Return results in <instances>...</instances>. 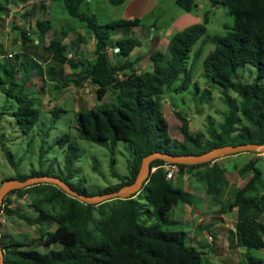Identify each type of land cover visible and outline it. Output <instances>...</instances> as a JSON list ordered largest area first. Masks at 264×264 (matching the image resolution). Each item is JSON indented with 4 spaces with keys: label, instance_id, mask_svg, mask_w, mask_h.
Here are the masks:
<instances>
[{
    "label": "trees",
    "instance_id": "16d2710c",
    "mask_svg": "<svg viewBox=\"0 0 264 264\" xmlns=\"http://www.w3.org/2000/svg\"><path fill=\"white\" fill-rule=\"evenodd\" d=\"M8 4L17 0H6ZM70 15L77 17L94 37L92 61L83 62L76 58L80 50V40L72 46L75 58H68L70 46L63 35L56 33L49 39L44 50L55 64H67L73 69L69 75L76 76L75 83L89 78L95 85L97 98L113 92L116 104L110 107L81 109L76 117V135L88 141L106 145L117 141L130 142L131 157L128 160V174L119 181L97 191L87 192L83 185L73 184L72 167L79 156L77 146L70 140V133L62 134L57 143L67 144L64 152V176L60 177L79 193L91 195L111 192L134 181L140 167L141 158L155 151L175 155L202 154L214 147L226 144L264 143V0H209L212 7L223 5L233 17L231 25L224 24V32L205 35L209 21V11H205L203 21L194 23L172 34L168 41L167 56L154 50L150 53L151 69L138 71L137 61L127 58L138 45V38L130 34L115 36L123 30L140 25L138 17L120 19L101 24L93 14L79 12L83 0H63ZM120 4L123 0H109ZM185 11L195 7V0H175ZM31 3L27 15L34 18ZM3 6L0 5V9ZM44 7V4H40ZM39 8V6H38ZM26 25L20 29L22 42L37 39L42 45L43 37L52 28L48 19H35L31 36ZM30 38H29V35ZM195 44L198 46L193 50ZM212 44L206 54L204 48ZM109 47L117 49V56L124 57L121 64L114 63L107 53ZM192 53L191 62L187 59ZM204 76L226 91L234 93L227 101V111L218 127H209L208 136L202 132L193 133L189 129L188 118L176 111L180 120L182 139H174L169 133L168 122L163 114L162 98L166 90L177 93L186 91L190 85L199 91L197 82L192 81L194 63L200 58ZM138 60V59H137ZM248 64L255 75L250 81H241L237 70ZM51 66V65H50ZM83 66V70L80 68ZM19 67L14 63L0 66V84H9L8 96L17 103L19 122L23 130L33 127L39 118V109L33 98L24 90L18 80ZM79 69V71H78ZM55 67L47 69L52 73ZM77 70V72H76ZM119 73V76L116 74ZM63 77L66 86L71 79ZM16 88L15 90H13ZM62 108H54L58 114ZM9 158H12L10 156ZM215 162L195 165L178 164L179 173L184 171L190 178L202 184L203 190L219 205L221 213L236 212L234 232L229 244L244 247L246 259L235 264H264V257L248 255L250 249L264 250V178L257 165V159H249L236 171L246 182L233 191V196L220 205L223 190L228 186L226 168ZM165 161L155 159L150 163L155 169L144 182L140 192L132 197L112 199L100 204H85L67 195L51 184H37L10 191L2 202L0 212L15 215L40 231L41 244L49 246L40 250L30 243L0 234V244L4 254V264H202V249L188 243V235L183 229L174 228L178 220L169 214L171 203L191 204L190 192L174 186L165 177ZM32 175H48L35 170L29 175L20 174V180ZM0 181V183H1ZM26 197L34 214L11 208L12 194ZM144 198V204L140 199ZM169 211H168V210ZM263 219V220H262ZM150 220H154L150 223ZM50 223L55 227L50 229ZM47 226V229H45Z\"/></svg>",
    "mask_w": 264,
    "mask_h": 264
},
{
    "label": "rangeland",
    "instance_id": "374dc122",
    "mask_svg": "<svg viewBox=\"0 0 264 264\" xmlns=\"http://www.w3.org/2000/svg\"><path fill=\"white\" fill-rule=\"evenodd\" d=\"M17 2L13 3L12 1L11 4H8L6 0H0V5L3 6V9H0V50L4 52V54L0 52V55H4L3 62L9 63L10 60L11 64H18L12 60H16L15 55L19 54L22 62L20 74L30 77L33 72L39 71V64L46 59L37 63L35 61L36 56L50 57L47 56L44 46L41 48L39 43H32L31 41L23 43L20 36V29L24 25L27 26L26 30L29 31V34L33 36L34 23L26 15L32 2L35 3L33 8L36 5L39 6V8L37 6L34 9L35 19H48L55 33L63 35L65 42L68 43L69 39L76 37L78 33L84 36L85 41H92L89 29L81 20L69 14L63 0H17ZM40 4H44V7H40ZM207 10L209 11V21L205 33L207 37L210 38L215 33L224 32V24L231 25L233 23V17L223 5L212 7L209 0H195V7L191 11H185L176 4L175 0H123L120 4H112L109 0H83L78 8L79 12L88 15L93 14L101 24L133 17L140 19L139 26L130 27V35L138 38L143 44L140 48H135L129 56L131 58L134 54L139 55L140 61L136 68L140 71L151 68L150 53L154 50L163 53V61L167 56L168 37L170 38L173 33L187 26L203 21L204 12ZM124 29L126 28L121 30L122 33L125 31ZM53 30L47 36H52ZM86 33H88V38ZM158 35L161 37L157 47L154 48L155 45L151 40L152 37L157 38ZM81 44L82 40H80L79 45ZM83 44L90 48L89 43L88 45L86 42ZM69 45L70 48L67 53L71 52V57L75 58L72 44ZM197 46L198 44H195L193 50ZM211 48L212 44L206 45L203 54H206ZM8 53L12 54L9 58L6 57ZM203 54L194 63L192 73V81L197 82L199 91L196 92L190 85L186 91L181 93H177L173 89L166 90L162 98L163 114L168 122L169 133L174 139H182L181 122L175 115L176 111L188 118L191 132H202L206 138L208 128L218 127V124L222 122L227 111L228 99L233 98L236 102L239 100L234 93L222 89L204 76L201 66ZM109 55H114L111 56V60L117 63L116 54L109 53ZM118 58L124 60L122 56ZM191 58L192 53L187 59V65L190 64ZM51 62H53L52 59ZM48 65L50 62L41 67L42 71L44 68L45 73ZM64 66L66 71L69 69L73 72V69L68 65L64 64ZM254 75V68L248 64H243L237 70L236 78L241 81H250ZM44 77L48 81V88L47 90L43 89V91H54L57 95L47 101L44 95L38 93L39 90L34 89L30 94L27 92L26 86L24 87L25 92L31 97L32 95L37 97V100H33L35 107L39 109L38 120L27 131L23 130V125L18 121L19 116L15 113L17 111L15 99L6 93L9 84H0V181L5 177H15L20 174L29 175L35 170H41L51 176L63 177L65 172L63 169L64 152L67 144L60 146L57 139L64 133H70V140L77 146L79 153L72 167L73 177L70 181L76 185H83L87 192L97 191L109 184L118 182L120 177L128 174L127 163L131 157L130 142L117 141L113 146L109 142L106 145H101L76 135L78 110L92 107H110L116 104V96L111 91L105 96L97 98L94 91L95 87H92L93 84L88 79L85 81L86 85L81 83V80L78 84L72 82L78 87H83L78 89V93L75 87L71 91L65 92L63 89L66 86L64 87L62 84L63 77L55 70L53 74H44ZM39 81L35 78L33 84L29 83L28 85L35 86L39 84ZM55 82H57L56 88L54 87ZM12 88L16 92L17 89ZM71 92L76 95L74 96ZM40 99L42 100L41 103L39 102ZM54 107L62 108L57 115L51 111ZM10 156L12 158H9ZM251 158L258 160L257 165L262 169L264 178V152L225 155L219 159L220 165L226 168L225 176L229 181L226 189L222 191V201L230 199L233 196V191L245 182L236 171V167L242 166ZM171 182L174 186H179L190 192L191 195V204L178 203L176 205L172 202L170 211L167 209L169 214L178 220V224L174 228L183 229L188 235V243L199 249L202 248L198 241L206 242L207 240L204 234L216 236L211 245L208 242L202 243L205 245L202 264H235L240 260H245L246 250L244 247H239V249L232 247L226 251L228 247L227 233L230 226L227 225L228 227L221 229L220 221L231 223L232 220L236 219V213L233 211L223 214L224 217L222 218L219 207L204 192L202 184L194 178H190L185 171L182 174L178 172ZM26 199V197H20L14 193L9 199L11 202L9 206L33 215L35 212ZM145 202L142 197L140 203L144 204ZM2 218H4L5 223L0 225V234L8 239L23 240L40 250L57 245H42L40 231L15 215L2 214ZM153 221L150 220V223ZM211 223H214L215 228ZM54 227L55 224L50 223L49 228L53 229ZM221 237L223 242L217 246L215 241ZM239 250L241 251L239 252ZM248 255L264 257V250L250 249Z\"/></svg>",
    "mask_w": 264,
    "mask_h": 264
},
{
    "label": "water",
    "instance_id": "95a60500",
    "mask_svg": "<svg viewBox=\"0 0 264 264\" xmlns=\"http://www.w3.org/2000/svg\"><path fill=\"white\" fill-rule=\"evenodd\" d=\"M242 152H264V143L258 144L253 142L242 143L237 145L226 144L214 147L202 154L175 155L155 151L141 158L140 167L133 182L121 186L119 189L101 194L86 195L73 189L68 183L61 178L51 175H32L26 179L7 178L0 183V205L3 198L8 192L15 189H23L37 184H51L57 186L67 195L78 199L85 204H100L112 199L128 198L138 193L143 183L148 180L151 171L150 163L155 159H160L168 163L195 165L200 163L214 162L219 157L233 155ZM0 264H4V254L0 244Z\"/></svg>",
    "mask_w": 264,
    "mask_h": 264
},
{
    "label": "crops",
    "instance_id": "0c3cea01",
    "mask_svg": "<svg viewBox=\"0 0 264 264\" xmlns=\"http://www.w3.org/2000/svg\"><path fill=\"white\" fill-rule=\"evenodd\" d=\"M52 30H53V28H51V29H49V31L47 32V34H46V36H44L43 37V41H42V45L41 44H39L40 46H41V48L43 47V46H45L46 44H48V41H49V39L50 38H52V36H53V34H52V36H47L48 35V33L49 32H52ZM53 33H54V30H53ZM79 34L80 33H78V35L76 36V37H74V38H70V41H69V43H67V47L68 46H70L69 44H72V46H75V41H77V40H82V44L81 45H79L80 46V50H79V55H81L80 56V60L81 61H90V60H92V57L91 56H93V50H94V42H93V36H90V37H92V41L91 40H86L85 41V38H84V36H82V34H80V36H79ZM86 37L88 38L89 36H88V33H86ZM161 36L160 35H158L157 36V38H155V37H153L154 39H153V42H155V45H156V47H157V45H158V43H159V38H160ZM71 42V43H70ZM86 42V44L88 45V43H89V45H90V48L89 47H85V45L83 44V43H85ZM34 43H38V40H34ZM141 44H143V42L141 43ZM92 46V47H91ZM142 46V45H141ZM141 46H139L138 48H140ZM154 48H155V46H154ZM153 49V48H152ZM20 53H21V51H20ZM88 56V57H87ZM139 55L138 54H134L133 55V57L132 58H137ZM40 57V56H39ZM35 57L36 58V62L37 63H40V60H43L44 61V59H46V61H44L43 63H40L39 65H40V68H39V71L38 72H33L32 73V76H25L24 74H20L19 72H18V74H17V76H18V79L22 82V84H24V87L26 86V90H27V92L28 93H30L31 94V92H33V90L34 89H36V91L37 90H39L40 92H38L39 94H42V95H44L45 96V99L47 100V101H49V100H51V98H54L57 94H56V92H54V91H49V92H47V91H43V89H46L47 90V84H48V81L46 80V78L44 77V74L46 75V73L44 72V68H43V71H42V69H41V67H43L46 63H48V62H50V65L51 66H53V67H55V71H57V72H59L60 73V75L62 76V77H64L65 75H67V74H71L72 72L71 71H69V69L66 71L65 70V66H64V64H55L54 62H51V58H44V56H42V57ZM15 58H16V63H18V66H19V71H20V68H21V66H22V62H21V59L19 58V54H17V55H15ZM123 60H121V59H118L117 60V63H121ZM50 65H48V67L50 66ZM47 67V68H48ZM46 68V67H45ZM37 76H38V78H37ZM39 79L40 81H39V84H36L35 86H30V85H28L29 83L31 84H33V79ZM72 78V76H67L66 77V79H71ZM63 80V79H62ZM85 81H87V78L86 79H83V80H81V83H83V84H85L86 85V83H85ZM71 82V83H70ZM69 83H68V85H66V87L63 89V91L65 90V92H67V91H71L72 90V88L73 87H75L76 88V92L78 93V89L79 88H83V87H78L77 85H74L73 83H72V81H70ZM54 87L56 88L57 87V82H55L54 83ZM92 87H95L94 85H92ZM47 92V93H46ZM72 93V92H71ZM73 94V93H72ZM74 96L76 95V94H73ZM37 96H40V95H37ZM82 95L80 94V97H81ZM41 97V96H40ZM32 98L33 99H36L37 100V97H35V95H32ZM79 101H80V98H79ZM39 102L41 103L42 102V100L40 99L39 100ZM78 112V111H77ZM221 217L223 218L224 216H223V214L221 215ZM221 222V224H222V226H221V229L222 228H224V227H228L227 225H229L230 226V223L228 222V221H220ZM213 227H214V225H213ZM232 229H233V220H232ZM229 234H230V229L228 228V233H227V235L229 236ZM222 242H223V240H222V237L221 238H218V240H217V242H215L216 244H218L217 246H219V245H221L222 244ZM227 247V246H226ZM238 249H239V247H238ZM229 250V247H227V249H226V251H228ZM241 250H239V252H240Z\"/></svg>",
    "mask_w": 264,
    "mask_h": 264
},
{
    "label": "clouds",
    "instance_id": "9594fccd",
    "mask_svg": "<svg viewBox=\"0 0 264 264\" xmlns=\"http://www.w3.org/2000/svg\"><path fill=\"white\" fill-rule=\"evenodd\" d=\"M122 2H123V1H122ZM32 3H34V2H32ZM29 11H30V10H29ZM26 15H27V14H26ZM28 16L30 17L31 15H28ZM29 17H28V18H29ZM35 18H36V17L31 18V19L29 18V19L31 20V22L33 21V23H34V22H35ZM133 18H135V17H133ZM126 19H131V18H126ZM33 26H34V25H33ZM138 26H139V25H138ZM133 27H134V26H133ZM136 27H137V26H136ZM124 32H128L127 34H131L130 29H128V30H126V31H124ZM124 32L122 33V31H120V32L115 36V38H118V37H122V36H124V34H126V33H124ZM46 34H47V33H46ZM54 34H55V31H54L53 35H54ZM173 34H174V33H173ZM30 35H31V34H30ZM91 35H92V34H91ZM20 36H21V35H20ZM92 36H93V35H92ZM29 37H30V36H29ZM33 37H34V36H33ZM93 38H94V37H93ZM152 38H153V37H152ZM153 39H154V38H153ZM153 39L151 40V42L155 45V42H153ZM36 40H37V39H36ZM138 40H139V39H138ZM69 41H70V39H69ZM167 41H169V37H168ZM93 42H94V39H93ZM65 43L67 44V42H65ZM68 43H69V42H68ZM70 43H71V42H70ZM141 45H142V44H141V42H140V45L136 46L135 48H137V47H139V46H141ZM167 47H168V44H167ZM135 48H134V49H135ZM155 48H156V45H155ZM134 49H133V50H134ZM153 49H154V48H153ZM133 50H132V51H133ZM132 51H131V52H132ZM166 51H167V48H166ZM0 52H2V54H4L3 51L0 50ZM131 52H130V55H131ZM152 52H153V51H152ZM107 53H108V54H109V53L116 54L115 57L117 58V60L120 59V58H118V56H117V49H116V48L109 47V48L107 49ZM2 54L0 55V57H1V58H0V66L3 64V61H2V60L4 59V55H2ZM130 55H129V56H130ZM166 55H167V53H166ZM11 56H12V54H11V53H8L6 57L9 58V57H11ZM80 56H81V55H79V52H78V55H77L76 58H80ZM111 56H114V55H109V58H110V59H111ZM129 56H128L127 58H129ZM67 57H68V58H72V57H71V52H70V53H67ZM49 58H50V57H49ZM92 59H93V58H92ZM129 59H131V60H134V59H135V60L137 61L135 67H137V65L139 64V61H140V57H139V56H138L137 58H136V57H135V58H132V57H131V58H129ZM137 59H138V60H137ZM5 60H9V59H5ZM117 60H116V62H117ZM124 60H125V58H124ZM124 60H123V61H124ZM9 61H10V60H9ZM12 61H15V62H16L17 60H12ZM35 61H36V58H35ZM85 61H86V60H85ZM91 61H92V60H91ZM123 61H122V62H123ZM122 62H121V63H122ZM4 63H6V62H4ZM121 63H116V64H121ZM16 65L18 66V64H16ZM66 65H67V64H66ZM18 67H19V66H18ZM49 67H51V66H49ZM49 67H48V68H49ZM48 68H46V74H47V69H48ZM80 68L83 70V66H81ZM150 69H151V68H150ZM150 69H148V70H150ZM78 71H79V69H78ZM138 71H140V70L138 69ZM143 71H144V70H143ZM53 72H54V70H53ZM53 72H52L51 74H53ZM67 75H69V74H67ZM116 76H119V73L116 74ZM17 77H18V76H17ZM75 77H76V76H73V75H72V78H71V81H72V82H74L73 80L75 79ZM83 79H86V78H83ZM83 79H81V80H83ZM87 79H88V81H90L89 78H87ZM18 81L21 82L20 80H18ZM62 81H63V80H62ZM90 83H91V82H90ZM62 84H63V83H62ZM91 84H92V83H91ZM94 86H95V85H94ZM54 108H55V107H54ZM54 108H53V109H54ZM60 108H61V107H60ZM53 109H52L51 111H53ZM79 111H80V110H78V112H79ZM78 112H77V113H78ZM242 153H245V152H242ZM242 153H237V154H233V155H239V154H242ZM247 153H248V152H247ZM223 157H225V156H223ZM223 157H219V158H217V160H219L220 158H223ZM215 161H216V160H215ZM215 161H214V162H215ZM210 163H212V162H210ZM167 164H175V165L177 166V168H178V170L173 174V176H172L171 178H166L167 180H172V178H173V177L179 172V167H178V164H176V163H168V162H166V164L163 165V167H164V171H165V177H166V165H167ZM154 169H155V167H151V171H153ZM124 176H125V175H124ZM56 177H57V176H56ZM59 178H60V177H59ZM244 180H245V182H246L247 178L244 179ZM1 182H2V181H1ZM245 182H244V183H245ZM244 183H243V184H244ZM143 184H144V183H143ZM243 184H242V185H243ZM242 185H241V186H242ZM241 186H240V187H241ZM139 192H140V191H139ZM139 192H138V193H139ZM204 192H205V191H204ZM8 193H9V192H8ZM138 193L134 194L133 196L131 195V196L134 197V196H136ZM205 193H206V192H205ZM206 194H207V193H206ZM208 196H210V195L208 194ZM210 199H211V196H210ZM222 199H223V197H222ZM2 202H3V200H2ZM224 202H226V201H221L220 205L223 204ZM186 205H187V204H186ZM215 205H217V204H215ZM217 206L219 207V205H217ZM1 207H2V203H1V205H0V208H1ZM232 212H233V211H232ZM234 212H235V211H234ZM220 213H221V212H220ZM230 213H231V212H230ZM235 213H236V212H235ZM221 214H226V213H221ZM223 216H224V215H223ZM234 221H235V219L233 220V229H232V222L230 223V222L228 221V222L230 223V227H229V229H230V234H229V236L227 235V239H228V247H229V249L232 248V247H237V248L239 247V246H236L234 243H233L232 245L229 244V238H230L232 232H234ZM4 223H5V220H4V218H2V211H1V212H0V225H2V224H4ZM213 224H214V223H211V225H213ZM214 228H215V226H214ZM213 233H214V232H213ZM204 236H205L206 239H207L206 242H208L210 245L212 244L211 242L213 241V238L216 237L215 235L213 236L212 234H209V235L204 234ZM190 239H192V238H190ZM190 239H189V240H190ZM217 240H218V239H217ZM217 240H216L215 242H217ZM191 242L193 243V241H191ZM206 242H202V240H199V241H198V244H200V246H201V248H202L203 251H204L205 245L202 244V243H205V244H206ZM233 245H234V246H233Z\"/></svg>",
    "mask_w": 264,
    "mask_h": 264
},
{
    "label": "built area",
    "instance_id": "2783aa9c",
    "mask_svg": "<svg viewBox=\"0 0 264 264\" xmlns=\"http://www.w3.org/2000/svg\"><path fill=\"white\" fill-rule=\"evenodd\" d=\"M178 170L175 164L166 165V178H171L173 174Z\"/></svg>",
    "mask_w": 264,
    "mask_h": 264
}]
</instances>
